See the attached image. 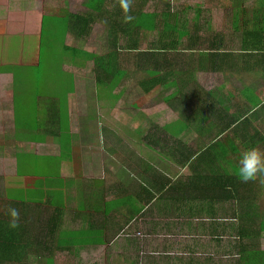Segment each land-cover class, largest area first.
<instances>
[{"label": "crops", "instance_id": "1", "mask_svg": "<svg viewBox=\"0 0 264 264\" xmlns=\"http://www.w3.org/2000/svg\"><path fill=\"white\" fill-rule=\"evenodd\" d=\"M53 1L0 0V221L7 227L8 208L15 207L20 234H47L54 225L27 264H146V240L138 236L146 218L145 236L163 223L166 235L175 234V221H182L179 235L216 234L225 204L243 211L237 220L255 212L264 203V174L244 181L227 172L236 171L244 150L264 153V0H163L151 13L145 9L152 0H132L139 9L127 17L148 28L141 34L125 33L126 16L114 9L122 0L51 7ZM101 9L108 18H99ZM89 14V23L78 26L77 17ZM54 17L63 35L52 49L70 84L64 97H39L35 119L44 124L30 132L16 118L17 77L26 74L5 63L1 43L9 32L41 33L42 21ZM109 59L115 74L106 77L100 62ZM81 67L93 75L103 111L74 109ZM39 70L40 63L37 78ZM43 161L58 163L57 177L36 166ZM20 179L22 195L9 197V185ZM49 180L59 191L42 192ZM96 216L101 221L94 223ZM257 217L264 220V213ZM206 218L209 227L200 224ZM64 234L71 237L63 245Z\"/></svg>", "mask_w": 264, "mask_h": 264}, {"label": "rangeland", "instance_id": "2", "mask_svg": "<svg viewBox=\"0 0 264 264\" xmlns=\"http://www.w3.org/2000/svg\"><path fill=\"white\" fill-rule=\"evenodd\" d=\"M59 2L61 4L66 3L67 0H54L51 4V7H54V3ZM97 1V0H95ZM140 2V0H138ZM174 9H180L181 5H177L178 3H171ZM177 5V6H176ZM124 6V7H123ZM132 0H122L115 6V11L120 13V15H125L126 19L124 20V30L127 34L138 33L143 31V28H140L139 21L132 20L130 17L132 12V8L134 7L136 10L139 9L138 5L132 6ZM164 6L163 0H152L150 2V7L147 5L145 12L151 13L152 11L156 12V9H161L160 7ZM119 7L124 8L123 11L119 12ZM104 9H101L98 13H100L99 18H106V13L103 12ZM180 10H176L179 12ZM154 13V12H153ZM113 17V16H112ZM155 21L160 17L156 15ZM108 18V17H107ZM165 19V18H164ZM171 19V18H168ZM172 21V20H171ZM170 21V22H171ZM158 26H159V21ZM23 22L19 24L20 28H23ZM59 19L54 17L51 21H45L41 23V33L36 30H32L33 33H16L14 36H11V32L6 33L1 43V50H3L2 58H10V62H5L9 66L14 67L15 71L19 73L26 74L25 76H18L17 77V88H16V96H17V106H16V118H17V125L19 128H27L28 131L34 132V129L40 127L44 124L43 120H36V108L40 107L39 109L43 108L42 100L39 101V97L42 95L53 96L55 95V91L59 92L60 95H64L68 88V84H70L68 75H61L59 65L56 64L55 61V52L53 51V44L56 40L60 42L62 40L63 31L60 28H57L59 25ZM89 23V22H87ZM84 23V24H87ZM157 26V29L160 30L161 28ZM98 27V26H97ZM56 28V29H55ZM170 28V27H169ZM164 30V29H163ZM14 31V30H13ZM100 30L95 31V34H99ZM44 37H42V35ZM37 35V37H36ZM42 44V45H40ZM126 45V44H125ZM40 63L42 65L43 70L40 71V75L37 78L35 74L36 66ZM90 67H93V64H89ZM23 68V70H22ZM84 68L81 67L80 70ZM22 70V71H21ZM14 72V71H13ZM15 73V72H14ZM23 74V75H24ZM70 76V75H69ZM81 84L77 87V95L75 96V104L74 109L77 111L78 106L82 108H92V112H98V110L103 111L100 108V104L98 105L96 101V96L94 95V90L91 87V84L94 85V77L93 75H89L85 70H81ZM71 77V76H70ZM76 79V80H77ZM64 83V85H62ZM132 88H130V94H132ZM81 94H84L81 96ZM64 97V96H63ZM132 101V100H130ZM85 105V106H83ZM77 106V107H76ZM77 108V109H76ZM123 109L130 112V107L127 105H123ZM89 111V110H88ZM47 122H45L46 124ZM18 131H20L18 129ZM43 135V133H42ZM221 150L225 151V148H221ZM218 153V152H217ZM219 155H221L219 151ZM232 161V159H230ZM54 165V166H53ZM229 169L231 170V162H228ZM36 166L43 167L46 171H49L52 176L57 177V167L59 166L58 163L50 165L46 161L37 163ZM53 166V167H51ZM226 172V171H224ZM231 175H238L236 171L232 170L227 172ZM56 174V175H55ZM57 180H49L46 181V186L43 188V193H52L53 191L58 190ZM21 186V179L14 180L9 185V197H19L22 193L19 192V187ZM2 192L0 193V197L2 196ZM227 205L225 210H219L217 213V219L214 225V230L217 231L216 234H213V229H206L202 233L197 234L189 232L188 234H180L177 232V229L181 226L182 221H175L177 226L176 233L171 235L165 234V226L164 223L162 224L161 221L159 222L162 226L159 229V233L153 234L149 233L145 236L146 232H150V227H145L149 218H146L143 225L142 231L143 236L138 235L140 237H145L146 242L142 245L141 248L144 250V259L146 260V264H197L199 262H205V264H238L239 254L237 251V246L240 241V237L236 231L238 225H240L241 219L232 220V212L236 210V219L242 214L243 211L238 207V209L234 208L233 205ZM229 205V206H228ZM258 209L255 212H251L250 215L252 216L253 223L251 234L256 235V239L251 242L250 244L253 245L254 248L260 250V252H264V230H261L262 220L257 217L259 214L264 213V203L256 204ZM110 207V206H108ZM248 208V205H246ZM108 213V212H107ZM249 212H246L248 214ZM230 217V218H229ZM122 220V219H121ZM101 218L96 216L95 222H100ZM165 222V220H164ZM190 225L195 220L188 221ZM123 223V222H122ZM158 223V220H157ZM211 223V222H210ZM135 224V223H134ZM169 224V223H168ZM167 224V225H168ZM205 227L211 226V224H204ZM123 227V226H122ZM192 226L189 227V229ZM197 227V223L195 222L194 228ZM137 229L136 227L133 231ZM188 229V230H189ZM169 231L171 229H168ZM182 232H186L185 227H183ZM200 232V231H198ZM121 233V232H120ZM63 245L64 243H69L71 235L64 234L63 235ZM92 236V235H91ZM72 237H75L73 235ZM130 242V241H129ZM184 250V251H183ZM143 253V252H142ZM34 257V255H33ZM32 261H34L32 259ZM68 262V261H67ZM22 264H27L25 259L22 261ZM51 264H55L52 261Z\"/></svg>", "mask_w": 264, "mask_h": 264}, {"label": "trees", "instance_id": "3", "mask_svg": "<svg viewBox=\"0 0 264 264\" xmlns=\"http://www.w3.org/2000/svg\"><path fill=\"white\" fill-rule=\"evenodd\" d=\"M77 18H78V26H80L81 24L87 23L88 21H90L92 19V15L89 14L87 17L79 15ZM142 18H146V17H143V14H141V19ZM140 28L141 29L143 28V31L144 29L148 30V28H146L145 25L140 26ZM143 31H141L140 34ZM100 65L103 66L102 68L99 69L102 72V74H105L106 77H108L109 74L114 76L115 74V71L113 70L115 66L114 59H109L107 63L100 62ZM158 83H155V85ZM142 90L144 93H149V90L145 89L144 85H142ZM205 186H208V185H205ZM208 188H210V186H208ZM240 206H242V204H240ZM209 219L210 218L204 219L202 222H200V224L204 226L205 222L208 223V221L206 220H209ZM240 219H241L239 220L240 225H238L236 229L240 237V241L237 246V251L239 254L238 256L239 260L237 263L238 264H264V252H260V250H257L256 248L253 247V245L250 244L256 239V235L251 234L253 233L251 232V229H252L251 225L254 219L249 214H245L244 217H241ZM30 221L31 220L27 219L25 220V223L31 224ZM195 221L197 222V220ZM261 222H262L261 230L263 231L264 230V220H262ZM49 226H51V224ZM52 227H54V225L51 226L50 231L47 234H37V233L32 232L31 229H28V230L25 229L26 232L20 234L18 233V229L20 228V226L13 230V229H10L8 225L7 227L4 226L2 221H0V264L20 263L22 259L23 260L25 259V257H31L32 255L36 254L37 250L34 251L31 248L36 244V242L39 243L40 240H43V241H41L39 245L44 246V243L46 242L45 240L47 239L49 234L50 236L53 234L51 233ZM197 264H205V262H199Z\"/></svg>", "mask_w": 264, "mask_h": 264}, {"label": "clouds", "instance_id": "4", "mask_svg": "<svg viewBox=\"0 0 264 264\" xmlns=\"http://www.w3.org/2000/svg\"><path fill=\"white\" fill-rule=\"evenodd\" d=\"M236 172L244 181L252 180L258 174H264V153L256 148H248L241 152L236 163ZM7 214L9 216L8 227L13 230L18 228L19 210L15 207H9Z\"/></svg>", "mask_w": 264, "mask_h": 264}]
</instances>
